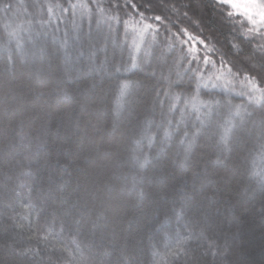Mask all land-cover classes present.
I'll list each match as a JSON object with an SVG mask.
<instances>
[{"label": "snow or ice", "instance_id": "snow-or-ice-1", "mask_svg": "<svg viewBox=\"0 0 264 264\" xmlns=\"http://www.w3.org/2000/svg\"><path fill=\"white\" fill-rule=\"evenodd\" d=\"M32 7L37 12L25 10V17L20 19L12 3L0 0V51L8 53L0 85L4 89L0 95V181L5 192L9 186L12 190H29L23 196L16 193L26 201L23 207L27 214L19 219L27 224L17 223L15 215L8 216L11 222L3 223L0 235H19L17 230L25 228L30 233L0 245V264H124L120 256L111 259L114 250L109 252L110 246L98 244L94 238L89 240L82 231L90 221L94 227L113 224L115 235L121 209L116 202L95 211L89 207L91 193L87 191L85 196L71 200L89 181L81 167L89 156L80 158L82 141L67 135L63 140L53 136V116L41 102L45 93L38 90L52 81L55 87L50 94L74 100L79 109L74 126L79 131L81 121L85 127L90 126L85 117L105 111V80L111 82L109 88L120 101L111 113L109 134V148L116 151L105 155L114 157L115 171L127 167L125 187L137 200L142 201L144 189L152 187L150 170L161 171L169 188L163 196L169 206L158 215L156 224L171 234L165 237L164 250L152 252L151 264H264V247L256 260L250 242L257 230L264 242V223L250 225L243 213L236 215L241 201L251 204L259 196L264 205V168L259 173L249 172V176L258 177V191L245 188L240 193L234 189L240 161L233 159L243 145L247 150L244 163L253 154L264 162V119L247 126L253 115L248 109L264 108V0H188L171 4L164 0H40ZM181 8L187 11L181 12ZM205 9L215 12L221 26L239 43L223 44L215 36H205ZM60 25L65 27L62 37L58 35ZM256 40L260 42L253 44ZM249 45L251 51L243 60L228 58ZM161 46L178 49L179 55L171 63L156 61L155 52ZM49 48L55 49L54 55ZM142 50L144 55L138 56ZM125 52L129 53L127 57ZM15 54L23 57L21 72L32 64L20 83H16ZM88 79L92 83L87 87H65ZM237 82L242 91L237 90ZM215 89L224 92L214 93ZM149 94L152 106L138 111ZM236 97L246 100L233 104ZM157 102L159 120L155 119ZM222 110L226 111L223 118ZM25 125L29 126L27 134ZM213 128L215 131L209 133ZM205 136L206 147L211 148L207 155L200 147ZM145 142L149 152L144 151ZM173 143L179 144V150L169 157ZM151 149H155V155ZM53 150L54 163L50 162ZM42 160L46 168L41 167ZM37 183L38 188L34 187ZM4 207L10 210L12 204ZM49 207L54 213L52 223L44 213ZM5 215L0 212V221ZM260 216L264 217V210ZM57 217L72 218L71 225L54 230ZM65 227L70 234L76 229V238L67 243L63 239ZM25 239L36 241V246H22ZM123 251L127 252L126 246Z\"/></svg>", "mask_w": 264, "mask_h": 264}, {"label": "trees", "instance_id": "trees-1", "mask_svg": "<svg viewBox=\"0 0 264 264\" xmlns=\"http://www.w3.org/2000/svg\"><path fill=\"white\" fill-rule=\"evenodd\" d=\"M5 2L12 3L14 5L13 11H18L20 14V19H23L25 17V10L32 14L37 12V8L32 7V5L34 3L40 2V0H5ZM52 2L55 3L57 0H52ZM60 2H63V0H60ZM164 2L168 4L187 3L188 0H164ZM16 5H22L23 7L17 9L15 7ZM180 11L184 12L187 11V9L181 8ZM189 14L191 15V13ZM0 16H3L2 12H0ZM203 17L205 36H215V38L220 40L223 44H227L229 41L232 43H239V41L232 39L226 27L221 26L215 12L211 11L210 9H205L203 12ZM45 18H47L46 15ZM20 19L17 20V23L20 22ZM87 27L88 25L85 23V30H87ZM92 27L93 29L96 28L95 21H93ZM68 29H71V21L68 22ZM64 31V25H60V32L58 35L62 37ZM121 32H123L122 27ZM25 39H27V37H25ZM259 42V40H256L252 43L256 44ZM217 46L219 47L220 45ZM48 51H50L53 55L55 54L54 48H49ZM250 51L251 45L243 48L242 51L236 52L235 54H230L228 58L238 62L239 60H243L246 56H248ZM7 55V52L0 51V85L3 84L5 77L4 65ZM15 55L17 56L15 62L18 70L16 73V83H20L21 78L27 76V72L30 68H32V64L29 63L24 68L23 72H21L20 69L23 57H20L19 54ZM111 55L112 50L110 48L109 57H111ZM128 55V52L124 53L125 57ZM178 55V49L173 50L161 46L156 49L155 60L161 62L167 61L168 63H171ZM116 56L117 59H119V48L116 49ZM101 59H103V57H101ZM29 60H31L30 57ZM36 66L39 67V63H37ZM240 76L243 78V73H241ZM173 79H175V76H173ZM97 80L99 81V77H97ZM24 82L26 83L27 81L25 80ZM91 83V79L78 80L69 85H65V87L84 88ZM110 83L111 82L107 80L103 82V88L105 92L103 107L105 111H101L98 114L94 113L91 117H85L86 120H89L90 126L85 127L84 122L81 121L79 131H77L74 126L76 116L79 115V109L76 102L74 100L63 99L54 94H50L55 87L54 82L52 81L46 82L38 90L45 93L41 99V102L47 105L48 111H50L53 116V136H58L61 140H63L67 135L74 140L82 141L83 147L82 151L80 152V158L83 159L84 156H89L87 164L81 165V167L84 168L88 173L89 181L85 188H81L78 193H75L71 196V200L75 201L77 200L78 196H85L87 191L91 193V199L88 200L89 207L93 208L95 211L98 212L105 207H111L116 202L119 203V207L121 209L120 216L115 221V235H113V224H107L106 226L101 224L100 226L94 227L90 221L87 222L83 227V233L88 237L89 240L94 238L98 244L110 246L107 250L109 252H113L114 250V254L111 255L112 260H116L117 257L120 256L123 259L124 264H136L137 261L139 264H151L152 252L164 250V245L167 243L165 237L171 234L168 229L161 230L156 224L158 215L163 213L164 210L169 206L170 202H167L163 199L164 192L168 191L169 188L165 184V177L162 175L161 171L150 170L148 176L151 178L150 183H152V187L144 189L146 195L142 201L137 200L135 195L129 192L125 187L124 174L128 172L127 167L121 168L118 172L115 171L113 166L114 157L105 155L107 151H111L113 153L116 151L114 147L111 149L109 148V134L112 133L111 113L117 109L120 104L116 94L109 88ZM236 88L238 91L243 90V87L238 82L236 84ZM3 91L4 89L0 87V95H2ZM176 91H178V89H176ZM213 92L222 94L224 90L215 89ZM203 98L207 99L208 97L204 96ZM245 100L246 98L236 97L232 99V103L241 104L245 102ZM145 106H152L151 94L145 96V99L138 111H142ZM166 107L167 105H165V108ZM160 110L159 102H157L155 106L156 120L160 119ZM248 111L253 112L252 117H250L248 120V127L252 126L253 121L264 119V108H249ZM176 115L178 116L179 113L177 112ZM225 115L226 111L222 110L221 118H223ZM124 123L125 125H128L129 121L125 119ZM28 128L29 126L25 125L24 134H27ZM214 131L215 128L209 129V133ZM178 139L179 138H177V141ZM207 140L208 137L205 136L200 144L201 149H204L205 155L211 151L210 146L206 147ZM49 144H51V141H49ZM177 150H179V144L173 143L168 150L167 155L170 157ZM144 151H150L147 142L144 144ZM151 151L153 155H155V149H151ZM246 151L247 150L244 148V146L241 145L237 148L233 156L234 160L240 161V172L234 181V189H238L240 193H243L245 188H248L249 190L255 188L258 191V186L256 184L258 177L249 176V172L259 173L261 169L264 168V162H261L259 157L255 154L249 157L247 163H244L242 158L246 154ZM124 154L126 153H122V155ZM197 155L199 156L201 153L198 152ZM51 157L52 159L50 162L54 163L56 158V153L54 150L51 153ZM163 158L164 157H161V159ZM63 162L64 161L62 160L61 163ZM41 167L46 168V162L44 160L41 161ZM158 167L163 169V165ZM70 171L72 170L70 169ZM46 174L47 173L45 171V175ZM34 187L38 188L39 184L37 183ZM72 188H75V181L73 182ZM9 189V191L5 192L3 183L0 181V212H6L4 220L0 221V229H2L3 223L11 222L7 219V217L13 215L18 217L17 223L27 224V221H22L19 219V217L27 214L26 209L23 207V204L26 203V201H22L16 196V193H20L21 196H23L29 190L23 187H15V189L12 190V186H9ZM69 191L71 192L72 189L70 188ZM33 195H35V193H33ZM6 203H11L12 209L6 211L4 207ZM240 204V210L236 213L238 217L241 215V213H243L244 220L250 225L258 226L259 224L264 223V217L260 216V212L264 210V205L261 204L259 196H257L255 202L251 204H249L246 200L241 201ZM44 213L45 217H47L49 222L52 223L51 217L54 215L53 210L49 207L44 210ZM32 215L35 216V213ZM109 215L111 216V212ZM43 218L44 217H42V219ZM92 219H95V216H93ZM71 222L72 218L70 217H64L63 219L57 217L54 222V230L59 231L62 225L69 226L71 225ZM75 231L76 229H73L72 234H70L68 227H65L63 239L66 243L76 238L74 236ZM233 231H235V228H233ZM17 232L19 235L10 233L7 238L0 235V245H3L6 242L11 243L13 239L20 240L21 237H27L30 234L26 228L18 229ZM250 242L254 249V258L259 260L261 248L264 247V242L261 241L258 230L255 235L250 238ZM36 244V241L28 242L25 239L22 246H36ZM125 246L127 247V252L123 251ZM207 259L210 261L211 257L209 256Z\"/></svg>", "mask_w": 264, "mask_h": 264}, {"label": "rangeland", "instance_id": "rangeland-1", "mask_svg": "<svg viewBox=\"0 0 264 264\" xmlns=\"http://www.w3.org/2000/svg\"><path fill=\"white\" fill-rule=\"evenodd\" d=\"M138 56H143L144 55V51L142 50L140 53H137Z\"/></svg>", "mask_w": 264, "mask_h": 264}]
</instances>
